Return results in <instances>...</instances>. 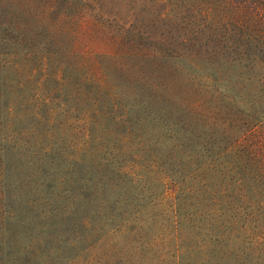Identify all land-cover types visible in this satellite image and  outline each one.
Here are the masks:
<instances>
[{"label":"rangeland","instance_id":"obj_1","mask_svg":"<svg viewBox=\"0 0 264 264\" xmlns=\"http://www.w3.org/2000/svg\"><path fill=\"white\" fill-rule=\"evenodd\" d=\"M43 1L25 0L18 24L31 35L20 47L0 0V264H264V174L243 182L231 167L232 149L219 156L202 137L178 146L160 124H116L123 110L90 117L94 90L78 84L96 72L88 44L141 48L151 59L144 72L137 67L144 55L128 58L127 74L102 56L110 74L102 92L137 102L144 93L162 95L174 105L160 108L168 118L185 101L202 125L229 101L242 122L238 97L245 96L257 101V111L248 116L249 133H238L231 147L247 145L253 130L264 132V48L221 19L234 9L208 14L209 0H58L54 23L59 14L84 21L64 29L80 31L73 45L85 56L73 62L71 83L56 89L43 63L46 34L36 28ZM259 2L248 16L264 13ZM184 37L192 48L205 47L200 71L181 70L172 55ZM143 78L161 88L137 81ZM74 93L85 101L64 105ZM52 143L54 153L46 155Z\"/></svg>","mask_w":264,"mask_h":264},{"label":"trees","instance_id":"obj_2","mask_svg":"<svg viewBox=\"0 0 264 264\" xmlns=\"http://www.w3.org/2000/svg\"><path fill=\"white\" fill-rule=\"evenodd\" d=\"M57 1L49 2L47 0L43 1V6L41 8H36V18L39 21L36 28L39 31L45 32V40L41 45L43 46V57H44V66L46 67V75L52 73L53 78L57 81L58 87L56 89H61L66 86L67 83H71L72 76L71 73H74L73 62H79L82 56H85V52H80L77 49V46H74V42L79 39L80 31L78 29L66 30L65 25L68 22H75L76 24L83 25L82 18L76 17L70 14H59L56 17V23L53 22L52 16L57 8ZM86 4L90 3L89 0H85ZM250 0H209V12H213L214 10L224 11L228 7L233 8L234 11L230 14L220 13L224 21L227 24H233L235 26H240L241 30L244 31L243 38L247 43H249L251 39L255 42H260L262 44V49L264 48V13L260 16H248L249 10L252 9H260L259 0L258 6L251 7L247 4ZM5 3H8V6L4 8V11L8 12L9 19L12 26H9L11 32V40L21 41L17 45L20 47L25 43V40L28 38V34H30L23 26L18 24V17L22 15V10L27 5L25 0H5ZM243 12V18L239 17V13ZM246 13V14H245ZM212 19H215L214 15L209 16ZM199 18V17H198ZM8 24V20H6ZM24 29V30H23ZM256 31V34L252 33ZM26 32V33H25ZM28 33V34H27ZM212 34V33H211ZM31 35V34H30ZM24 36V40H19L20 37ZM68 37L71 40V45H67L64 43V38ZM191 38L184 37L179 40L176 48H173L171 51L174 57L179 60V67L181 70L197 72L200 71L199 68L202 67L201 60H204L202 56L203 53H206L205 47L200 45L201 47L192 48L188 44V40ZM11 47V44H9ZM88 48L92 51L93 55L98 59L97 61H92L95 67L96 72L94 71L91 75L86 78L84 82H79V86L82 88V85L85 84L90 86L91 90H94L92 96L89 97L90 100L93 99L92 103L95 108L88 109L87 111L90 113V117H95V114L98 112L106 113H116L119 110H123L124 114H120L115 118L116 124H130L131 126L135 123H140L143 125L146 124H160L165 128H169V130L173 131V138L178 144V146L183 145L184 143H191L196 138L202 137L203 140H208L210 144H212L213 151H216L219 156L224 155L228 156L231 150V156L233 159L231 167H235L239 169L240 174L242 175V181L245 182L250 178H258L261 179V176L264 174V132L260 130H253L251 135L254 137L249 139V144L241 145L239 148L231 147L237 142L240 141L241 138H244L249 133V125H247L248 116L253 112L256 113V108L258 107L257 101L247 100L245 96H239V100H242V112L246 116L242 122L239 123L238 115L236 114V106L233 105L235 102H227L224 103L226 108L218 109L215 112L214 119L211 121V117H207L205 119V125H202L198 122V115L196 107L190 106L188 102L183 101L180 103V108H172L175 112V117L168 118V111L165 110V115L159 113L160 108H166L170 105L166 102V98L162 95L155 96L154 100H151L149 96L145 93L143 94L145 99L143 102L137 101H129L122 96V94L116 93V98H113L112 93H104L101 91L103 89V82L107 80V76L110 75L108 72L103 70V65L101 58L106 55L109 56L110 59L109 67L111 70H117L124 73H128L131 66L127 64L128 58H133V56L141 55L146 61L141 62L137 65L139 67L140 72H144V68H146V64L151 59L148 58L149 55H146L142 52L141 48L130 49V50H122V47H114V48H101L98 46H93V44H88ZM179 45L184 48H179ZM94 48V50H93ZM12 49V48H10ZM168 48H165V50ZM12 53L17 54L14 50ZM90 51V52H91ZM141 52V53H140ZM193 52V54H192ZM208 57L205 56V59ZM123 59V60H121ZM121 60V61H119ZM87 66L88 63H85ZM264 65V64H263ZM84 64L79 63V67L83 68ZM151 71H156L157 68L155 63H152ZM53 69V70H52ZM99 69H101L102 73H100ZM108 69V68H107ZM145 79V78H143ZM139 83L144 84L149 87L150 85L154 87V89L161 88V84L158 82H149V78L145 79V81L137 80ZM66 84V85H65ZM193 84V82H192ZM84 85V86H85ZM194 85V84H193ZM118 87L119 85H115ZM90 90V91H91ZM109 93V94H108ZM66 99H63L64 105H69L72 100L77 103L76 107H79L80 101H85L84 96L70 94ZM149 97V99H148ZM261 101V100H260ZM166 104V105H165ZM140 105V106H139ZM257 105V106H256ZM240 107V106H239ZM255 108V109H254ZM254 109V111H253ZM260 106L258 108L259 117H264V112H262ZM137 112L141 113V116L136 120L133 118V115ZM58 113L52 114L53 119L57 117ZM51 116V114H50ZM258 117V116H257ZM51 118V117H50ZM198 133V134H197ZM238 133H242V136H238ZM151 143V140H149ZM54 144L52 143L50 146V150L46 152V155H52L54 153L53 150ZM190 156V155H189ZM192 160V159H191ZM261 181V180H259Z\"/></svg>","mask_w":264,"mask_h":264}]
</instances>
